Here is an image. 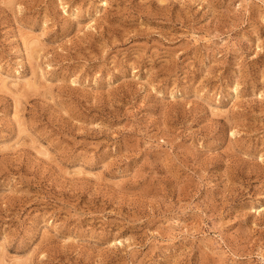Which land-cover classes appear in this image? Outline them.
I'll return each instance as SVG.
<instances>
[{
  "label": "rangeland",
  "instance_id": "rangeland-1",
  "mask_svg": "<svg viewBox=\"0 0 264 264\" xmlns=\"http://www.w3.org/2000/svg\"><path fill=\"white\" fill-rule=\"evenodd\" d=\"M0 264H264V0H0Z\"/></svg>",
  "mask_w": 264,
  "mask_h": 264
}]
</instances>
